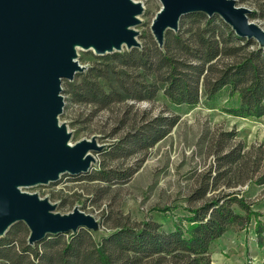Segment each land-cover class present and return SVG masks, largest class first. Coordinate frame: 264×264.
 Masks as SVG:
<instances>
[{
	"label": "trees",
	"instance_id": "16d2710c",
	"mask_svg": "<svg viewBox=\"0 0 264 264\" xmlns=\"http://www.w3.org/2000/svg\"><path fill=\"white\" fill-rule=\"evenodd\" d=\"M259 12L250 16L264 19V7ZM179 27L175 34L165 33L162 48L147 36L139 48L92 55L90 66L67 82V101L89 105L93 114L124 104L115 131L120 127L128 131L98 152L104 161L97 168L71 177L98 184V199L107 196L112 186L125 185L145 161L146 152L178 123L176 116L148 119L144 112L138 115L131 102H151L160 95L173 106L195 108L204 98L208 108H216L225 92L228 99H237V105L225 107L224 112L235 118L264 117V50L254 40L235 36L217 16L192 13L181 18ZM135 156L140 157L133 164L120 165ZM243 157L240 147L218 157V168L224 170L218 179L239 173ZM259 164L261 167L260 160L255 162L256 171ZM255 180L263 185L264 174ZM213 186L212 181L206 182L198 197H204ZM238 196L234 192L215 196L189 210L192 216L185 219L184 227L179 223L169 230L157 222H144L140 227L117 222L109 234L97 239L85 229L47 236L36 244L14 236L0 237V264H213L209 251L215 241L246 229L252 222L256 245L264 249L260 214ZM61 203L66 206L62 199ZM19 227L14 225L12 231Z\"/></svg>",
	"mask_w": 264,
	"mask_h": 264
},
{
	"label": "water",
	"instance_id": "95a60500",
	"mask_svg": "<svg viewBox=\"0 0 264 264\" xmlns=\"http://www.w3.org/2000/svg\"><path fill=\"white\" fill-rule=\"evenodd\" d=\"M158 1L150 27L159 48L165 33H177L192 13L217 16L235 36L264 47V30L236 0ZM142 10L133 0H0V237L17 223L27 227L28 244L97 229L78 208L60 215L56 204L24 189L90 171L92 154L104 146L95 137L70 143L59 123L61 83L85 71L78 49L105 56L141 47L135 26Z\"/></svg>",
	"mask_w": 264,
	"mask_h": 264
},
{
	"label": "rangeland",
	"instance_id": "374dc122",
	"mask_svg": "<svg viewBox=\"0 0 264 264\" xmlns=\"http://www.w3.org/2000/svg\"><path fill=\"white\" fill-rule=\"evenodd\" d=\"M133 1L139 2L143 8L138 17L140 23L135 26L139 33L137 41L142 45L143 37H153L150 25L161 4L158 0ZM236 3L257 14L264 7V0H236ZM249 21L264 30V19L250 16ZM261 49L264 50V47ZM92 55L78 49L77 61L87 69L93 61ZM67 82L64 80L61 83L65 105L59 123L71 133L70 143L95 137L97 144L107 149L111 143L122 138L128 129L120 127L115 131V121L123 116L121 111L124 104L93 114L91 106L67 101ZM220 97L216 108H208L204 98L195 108L173 106L160 95L151 102H131L138 115L144 112L148 119L158 115L176 116L178 123L164 139L146 152L145 161L137 173L125 185L112 186L109 194L103 198L98 199V184L66 175L52 184L24 190L47 199L50 204H56L55 211L60 215H68L78 208L94 217L98 222L97 229L92 231L96 239L109 234L117 222L128 223L132 227H140L148 221L157 222L165 230L179 223L184 227L185 219L192 216L189 210L198 209L215 196L229 192L239 193L238 197L242 196L251 210L260 214L258 219L264 223V184H258L255 180L264 174V117L235 118L224 109L236 106L237 99H228L225 92ZM128 115L133 116L131 113ZM239 147L244 155V165L240 166L239 173L232 172L226 174V178L218 179L224 170L218 168L217 158ZM92 156L95 162L90 171L104 161L99 153L95 152ZM139 157L119 163L124 168ZM258 160L261 167L259 164L256 171L254 165ZM208 181L213 182L214 189L199 198L201 187ZM61 199L66 206H62ZM253 223L242 231L229 232L215 241L209 251L212 263L264 264V249L256 245ZM14 225L20 227L12 231ZM14 225L2 238L14 236L18 241H27V227L23 223Z\"/></svg>",
	"mask_w": 264,
	"mask_h": 264
},
{
	"label": "built area",
	"instance_id": "2783aa9c",
	"mask_svg": "<svg viewBox=\"0 0 264 264\" xmlns=\"http://www.w3.org/2000/svg\"><path fill=\"white\" fill-rule=\"evenodd\" d=\"M24 191H25V190H24ZM24 191H23V192H24Z\"/></svg>",
	"mask_w": 264,
	"mask_h": 264
}]
</instances>
